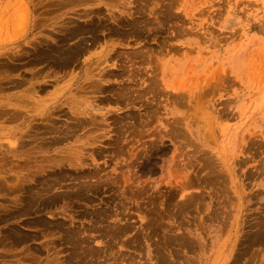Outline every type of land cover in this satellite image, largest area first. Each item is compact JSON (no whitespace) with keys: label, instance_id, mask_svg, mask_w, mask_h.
Here are the masks:
<instances>
[{"label":"rangeland","instance_id":"obj_1","mask_svg":"<svg viewBox=\"0 0 264 264\" xmlns=\"http://www.w3.org/2000/svg\"><path fill=\"white\" fill-rule=\"evenodd\" d=\"M0 161V264H264V0H0Z\"/></svg>","mask_w":264,"mask_h":264},{"label":"bare ground","instance_id":"obj_2","mask_svg":"<svg viewBox=\"0 0 264 264\" xmlns=\"http://www.w3.org/2000/svg\"><path fill=\"white\" fill-rule=\"evenodd\" d=\"M90 18V17H89ZM86 50V49H85ZM109 55V54H108ZM101 58V57H100ZM97 61V60H96ZM107 61V60H106ZM95 62V61H94ZM103 62H104V59H103ZM102 63V62H101ZM147 63V62H146ZM93 64V63H92ZM138 70V69H137ZM136 71V70H135ZM75 73V72H74ZM103 74V73H102ZM61 76V75H60ZM100 76H102V75H100ZM54 77V76H53ZM56 78H57V75L55 76ZM64 77V76H63ZM158 81V80H157ZM84 82V81H83ZM82 82V83H83ZM49 84V83H48ZM58 84V83H57ZM81 84V83H80ZM79 84V85H80ZM94 84V83H93ZM96 85V84H95ZM99 85V84H98ZM93 86V85H92ZM79 87V86H78ZM83 88V87H82ZM91 88V87H90ZM94 88V87H93ZM76 89V88H75ZM92 89V88H91ZM202 90V89H201ZM85 92V91H84ZM96 92V91H95ZM86 93V92H85ZM75 94V93H74ZM88 94V93H87ZM91 94H93V93H91ZM200 94V93H199ZM77 95V94H76ZM82 96H84L83 94H81ZM89 95V94H88ZM188 96V95H187ZM89 97H91V96H89ZM93 97V96H92ZM96 97V96H95ZM73 99V98H72ZM88 99V98H87ZM26 100V99H25ZM90 100V99H89ZM94 100V99H93ZM66 101V100H65ZM72 101V100H71ZM76 101V100H75ZM79 101H81V100H79ZM78 101V102H79ZM132 101V100H131ZM31 103V102H30ZM27 105V104H26ZM9 108V107H8ZM31 108V107H30ZM14 109V108H13ZM58 109V108H57ZM59 110H61V109H59ZM34 111V110H33ZM32 111V112H33ZM22 112V111H21ZM23 113V112H22ZM28 114V113H27ZM50 117V116H49ZM73 117H75V116H73ZM94 120V119H93ZM8 121V120H7ZM90 123V122H89ZM100 124V123H99ZM31 125V124H30ZM96 125V124H95ZM101 125V124H100ZM97 127V126H96ZM76 129V128H75ZM40 131V130H39ZM43 132V131H42ZM143 132V131H142ZM68 133V132H67ZM102 133V132H101ZM94 134V133H93ZM147 134V133H146ZM92 135V134H91ZM102 136H104V135H102ZM21 141V140H20ZM64 141V140H63ZM10 142V141H9ZM5 143V142H4ZM12 142H10V144H11ZM14 146L15 145V143H12L11 144V146ZM82 145V144H81ZM86 145V144H85ZM89 145H91V144H89ZM93 145V144H92ZM36 146V145H35ZM80 146V145H79ZM78 146V147H79ZM32 147V146H31ZM73 147V146H72ZM17 148V147H16ZM75 155V154H74ZM67 156H69V155H67ZM76 156V155H75ZM79 156V155H78ZM81 157V156H80ZM212 157V156H211ZM73 158V157H72ZM77 158V157H76ZM83 158V157H82ZM57 160V159H56ZM71 160H73V159H71ZM0 162H2V161H0ZM74 162V161H73ZM216 163V162H215ZM220 163V162H219ZM214 164V163H213ZM30 166V165H29ZM221 166V165H220ZM56 167V166H55ZM38 172V171H37ZM220 173V172H219ZM230 175V174H229ZM197 178V177H196ZM228 178V177H227ZM1 179V178H0ZM175 179V178H174ZM4 181V180H3ZM97 181V180H96ZM180 181V180H179ZM114 182V181H113ZM168 182H170V181H168ZM187 182V181H186ZM24 183V182H23ZM127 183V182H126ZM171 183V182H170ZM181 183V182H180ZM26 184V183H25ZM182 184V183H181ZM15 185V184H14ZM161 185V184H160ZM7 186V185H6ZM76 188V187H75ZM180 188V187H179ZM22 189V188H21ZM133 190V189H132ZM159 190V189H158ZM180 191V190H179ZM184 191H186V190H184ZM38 192V191H37ZM91 192V191H90ZM229 193V192H228ZM167 195V194H166ZM183 198V197H182ZM19 199V198H18ZM65 199V198H64ZM181 199V198H180ZM182 200V199H181ZM172 207V206H171ZM33 210V209H32ZM55 232V231H54ZM76 233V232H75ZM102 241V240H101ZM93 242V241H92ZM103 244V243H102ZM92 246V245H91ZM48 248V247H47ZM108 251V250H107ZM79 252V251H78ZM106 252V251H105ZM108 253V252H107ZM107 259V258H106ZM75 260V259H74ZM158 263V262H157Z\"/></svg>","mask_w":264,"mask_h":264}]
</instances>
